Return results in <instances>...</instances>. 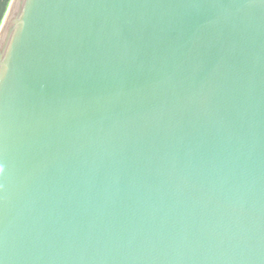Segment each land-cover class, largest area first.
Segmentation results:
<instances>
[{"label":"water","instance_id":"95a60500","mask_svg":"<svg viewBox=\"0 0 264 264\" xmlns=\"http://www.w3.org/2000/svg\"><path fill=\"white\" fill-rule=\"evenodd\" d=\"M0 264H264V0H11Z\"/></svg>","mask_w":264,"mask_h":264},{"label":"trees","instance_id":"16d2710c","mask_svg":"<svg viewBox=\"0 0 264 264\" xmlns=\"http://www.w3.org/2000/svg\"><path fill=\"white\" fill-rule=\"evenodd\" d=\"M10 1L11 0H0V24L2 23V20L6 14Z\"/></svg>","mask_w":264,"mask_h":264},{"label":"bare ground","instance_id":"6f19581e","mask_svg":"<svg viewBox=\"0 0 264 264\" xmlns=\"http://www.w3.org/2000/svg\"><path fill=\"white\" fill-rule=\"evenodd\" d=\"M4 19V18H3ZM2 24H3V20H2V23H1V26H0V29H1V27H2Z\"/></svg>","mask_w":264,"mask_h":264},{"label":"rangeland","instance_id":"374dc122","mask_svg":"<svg viewBox=\"0 0 264 264\" xmlns=\"http://www.w3.org/2000/svg\"><path fill=\"white\" fill-rule=\"evenodd\" d=\"M11 2V1H10ZM10 2H9V4H10ZM9 7V6H8ZM7 12V11H6ZM1 25V24H0Z\"/></svg>","mask_w":264,"mask_h":264}]
</instances>
